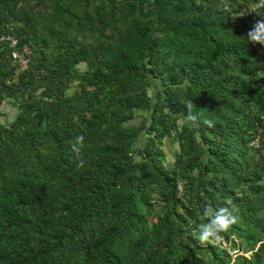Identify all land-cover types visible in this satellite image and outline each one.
<instances>
[{"label": "trees", "instance_id": "obj_1", "mask_svg": "<svg viewBox=\"0 0 264 264\" xmlns=\"http://www.w3.org/2000/svg\"><path fill=\"white\" fill-rule=\"evenodd\" d=\"M253 2L0 0L18 39L0 43V107L19 108L0 121V264H264ZM225 202L236 221L200 240L203 206Z\"/></svg>", "mask_w": 264, "mask_h": 264}, {"label": "clouds", "instance_id": "obj_2", "mask_svg": "<svg viewBox=\"0 0 264 264\" xmlns=\"http://www.w3.org/2000/svg\"><path fill=\"white\" fill-rule=\"evenodd\" d=\"M244 37L246 38V42L250 41L264 44V20L257 21L254 27L250 29ZM188 119L196 120L197 116L190 113ZM203 123L213 126L214 121L212 119H205ZM84 143L85 138L83 135H76L71 139L70 149L77 157L81 155ZM84 166L85 161L79 159L77 167L83 168ZM203 215L208 219L206 222H201L198 225V238L202 241L208 240L212 237L218 238L219 234L227 230L237 219L234 215L233 209L230 207V202H225L219 206L207 203L203 206Z\"/></svg>", "mask_w": 264, "mask_h": 264}, {"label": "built area", "instance_id": "obj_3", "mask_svg": "<svg viewBox=\"0 0 264 264\" xmlns=\"http://www.w3.org/2000/svg\"><path fill=\"white\" fill-rule=\"evenodd\" d=\"M241 16H246L253 23L259 20H264V0H257L251 4L246 5L240 12ZM8 42L10 47H16L18 39L14 34L5 33L0 36V43ZM12 60L14 63H18L22 69L26 68L29 64V58L19 50L14 49L12 51Z\"/></svg>", "mask_w": 264, "mask_h": 264}, {"label": "rangeland", "instance_id": "obj_4", "mask_svg": "<svg viewBox=\"0 0 264 264\" xmlns=\"http://www.w3.org/2000/svg\"><path fill=\"white\" fill-rule=\"evenodd\" d=\"M80 67L84 68V65H81ZM0 110V121H3L4 123H9L17 116L19 108L12 102V100L7 99L1 105ZM142 142H144V136L142 137ZM164 149L167 154L166 163L169 167H171L174 161L175 153L178 150V143L172 140L171 138H166Z\"/></svg>", "mask_w": 264, "mask_h": 264}]
</instances>
